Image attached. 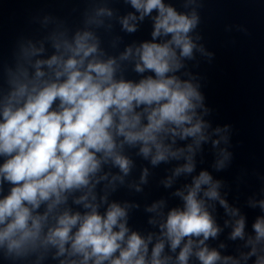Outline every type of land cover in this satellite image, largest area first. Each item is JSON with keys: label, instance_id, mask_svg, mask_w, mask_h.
I'll use <instances>...</instances> for the list:
<instances>
[{"label": "clouds", "instance_id": "clouds-1", "mask_svg": "<svg viewBox=\"0 0 264 264\" xmlns=\"http://www.w3.org/2000/svg\"><path fill=\"white\" fill-rule=\"evenodd\" d=\"M131 4L137 10H143L142 16L153 9L159 10L154 37L161 31L173 34L168 43H144L137 49L142 64L138 63L136 70H152L155 79L149 76L138 84L116 81L112 60L100 62L93 59L85 66V59L97 49L95 44L88 43L90 34L84 33L77 35L75 47L68 45L72 55L67 60L53 56L47 61H37V80L17 83L0 113V155L8 157L0 165V180H7L13 185L9 194L0 199V245L6 243L9 252L20 254L28 246L35 245L47 213L34 215L33 210L39 208L42 202L50 201V212L65 199V191L87 186L90 174H94L100 165L97 153H103L105 158L113 157L124 172L128 171L129 161L115 154L114 135L123 136L130 144L142 142L141 152L145 156L151 151L149 145H154V164L166 159L167 154L177 155L176 152H169V148L158 140L161 132L171 131L181 135V138L194 136L198 138L197 143L206 139L202 132L206 125L199 120L193 123L196 107L193 101H200L202 97L191 84H181L175 77L165 75L179 67L171 44L182 49L181 55H191L194 45L187 33L196 18L178 15L162 0H131ZM123 23L128 31L135 30L133 25L128 24V18ZM130 52L131 49L125 56ZM42 63H47L49 67L57 66L55 80H39L44 76L39 67ZM61 77L64 79L61 80ZM57 100L59 104L54 109L53 104ZM140 105L146 106V125H141V113L135 111ZM186 123L192 126L184 127ZM169 124L176 128H167ZM177 129L181 131L177 133ZM181 170L190 172L192 165L177 171ZM210 182L211 177L202 172L195 186L184 197L185 210L169 213L166 225L162 227L167 229L166 235L173 250L184 237L203 234L207 239L216 235L218 229L204 210L203 202L196 198L201 184ZM215 189L216 185H212L205 195L216 198L218 193ZM86 199V196L80 197V200ZM221 203L224 204V201L221 200ZM85 207L92 206L85 204ZM125 215V210L117 204H112L104 217L94 207L91 213L83 216L79 213L70 215L65 211L59 216L56 227L49 229L42 243L58 246L59 254H63L65 244L71 241L69 255L81 254V264H88L89 260H93V264H103L106 260L110 264H148L145 259L147 244L138 234L132 233L126 247L121 246L128 230L118 221ZM77 225L75 234L70 235ZM117 225L119 231H113ZM253 227L256 241H260L264 238V219H258ZM243 228L241 218L232 238L242 237ZM192 244V239H189L181 250L178 257L180 264H187ZM163 247L162 242L155 245L151 264H165L160 259ZM118 250L119 256L113 257ZM252 251H256L255 247ZM197 255L203 264H214L220 259L217 252H209L207 248ZM256 264H264V257H260Z\"/></svg>", "mask_w": 264, "mask_h": 264}]
</instances>
